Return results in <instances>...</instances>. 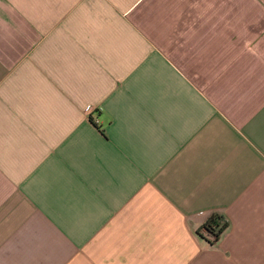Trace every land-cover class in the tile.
Wrapping results in <instances>:
<instances>
[{"label": "crops", "instance_id": "crops-1", "mask_svg": "<svg viewBox=\"0 0 264 264\" xmlns=\"http://www.w3.org/2000/svg\"><path fill=\"white\" fill-rule=\"evenodd\" d=\"M77 13L76 0H0V264H264V27L169 31L157 47L132 28L93 35ZM92 55L98 146L61 150L13 79L70 88ZM215 214L228 227L211 242Z\"/></svg>", "mask_w": 264, "mask_h": 264}, {"label": "rangeland", "instance_id": "rangeland-1", "mask_svg": "<svg viewBox=\"0 0 264 264\" xmlns=\"http://www.w3.org/2000/svg\"><path fill=\"white\" fill-rule=\"evenodd\" d=\"M76 4L87 11L77 13V17L83 18L89 13L87 16L92 22L93 35L103 33L106 40H116L119 29L125 31L132 28L142 32L141 35L145 34L157 47L164 45V33L167 32L168 35L169 31L201 33L204 37H209L219 28V33L232 34V29L241 30L233 25L228 27L229 20H236L251 23L250 34L257 36L264 27V0H76ZM106 40H90L91 49L96 50L94 48H98ZM207 43L210 44L208 41ZM83 63H90L97 69L100 67L99 57L97 59L92 55L90 60H84L83 57L77 59L76 83L70 88L66 80L56 77L55 84L53 78L46 75L44 78L34 76L22 79L21 84L19 79H13V96L20 101L22 93L26 91L33 98L32 101L42 106L38 111L28 110L29 122L43 119L48 123L37 128H41L44 136L49 133L57 135L61 150L69 151L74 145L77 152L81 151L84 147L83 140L88 139L87 135H91L89 141L92 146H98L95 130L88 122V117L92 116L94 119L98 117V112L96 116L86 111L91 97L84 95V77L87 81L88 77L84 74ZM51 74L53 76L52 72ZM99 83L97 77L91 86L98 88ZM88 85L90 86L89 81ZM68 90L70 93H67ZM95 106L101 112L100 104L96 103ZM48 120H53L52 124ZM56 120L59 124H56ZM96 122L99 126V120ZM26 128L31 133L36 127L29 124ZM68 160L67 156L60 157L61 181L62 177L65 178L62 171H67ZM210 239L212 241L213 238Z\"/></svg>", "mask_w": 264, "mask_h": 264}, {"label": "trees", "instance_id": "trees-1", "mask_svg": "<svg viewBox=\"0 0 264 264\" xmlns=\"http://www.w3.org/2000/svg\"><path fill=\"white\" fill-rule=\"evenodd\" d=\"M89 120H91V118H89ZM227 227L228 223L218 214L210 217L203 225L205 233L213 238L211 242H216Z\"/></svg>", "mask_w": 264, "mask_h": 264}, {"label": "built area", "instance_id": "built-area-1", "mask_svg": "<svg viewBox=\"0 0 264 264\" xmlns=\"http://www.w3.org/2000/svg\"><path fill=\"white\" fill-rule=\"evenodd\" d=\"M86 111H87V113L92 114V115L93 114H96L98 112L97 108L94 107V106H92V105H87ZM96 121H98L97 120V117H94V119L92 118V122H94L95 124H97Z\"/></svg>", "mask_w": 264, "mask_h": 264}]
</instances>
